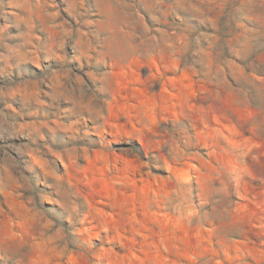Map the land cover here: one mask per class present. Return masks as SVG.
<instances>
[{
    "label": "clouds",
    "instance_id": "9594fccd",
    "mask_svg": "<svg viewBox=\"0 0 264 264\" xmlns=\"http://www.w3.org/2000/svg\"><path fill=\"white\" fill-rule=\"evenodd\" d=\"M0 264H264V0H0Z\"/></svg>",
    "mask_w": 264,
    "mask_h": 264
}]
</instances>
